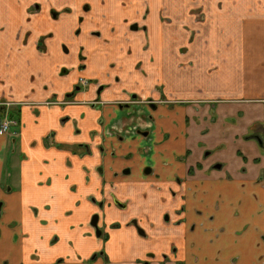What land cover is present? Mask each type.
<instances>
[{
    "label": "crops",
    "instance_id": "0c3cea01",
    "mask_svg": "<svg viewBox=\"0 0 264 264\" xmlns=\"http://www.w3.org/2000/svg\"><path fill=\"white\" fill-rule=\"evenodd\" d=\"M101 1L0 0V101L10 98L18 103L12 107V116L21 123L15 140L0 132V215L5 217L0 228L7 227L9 233L0 237V243H12L16 264H135L150 250L159 259L162 252L168 253V264H199L201 259L202 264H261L239 253L226 258L227 254L214 250L213 255L212 249L227 235L233 246L247 239L264 255V240H258L264 234V0H194L207 13L202 26L208 24V36L192 40L201 54L191 69L180 66L178 52L165 55L164 45L157 52L152 48L149 55L140 54L141 35L130 33L123 17L117 22L113 5V14L98 15ZM118 2L126 9L124 0ZM190 3L135 0L134 7L140 13L156 7L157 14L164 8L175 19L182 14L173 13H184ZM224 17L225 23H220ZM220 24H225L226 32ZM163 32L169 36L170 47L187 43L184 37H173L181 32L177 26L172 29L171 23L167 28L158 22V35ZM44 35L48 36L40 43ZM138 35L139 40L132 42ZM203 46L211 49L209 55H204ZM130 47L134 54L127 55ZM138 59L147 60L141 69ZM110 62L119 66L108 68ZM80 77L94 79V83L76 88ZM112 77L115 83L98 95V86ZM136 81L141 82L139 87ZM160 84L170 100L190 102L161 104L149 120L129 118L138 106L119 108L122 89L143 93L146 87V94L158 98L154 89ZM71 92L73 103L65 104ZM96 98L104 104L94 108L91 101ZM1 110L0 105V116ZM144 112L149 114L147 109ZM138 122L152 126L144 163L152 164L153 173L116 177L104 165L115 158L103 156L99 149L104 129L114 123ZM251 134L262 143L247 138ZM113 138L107 136L110 143ZM76 144H90L92 154H82L84 148L76 149ZM217 163L221 167L213 168ZM191 165L195 166L192 175ZM169 186H212L220 192L234 188L228 210L240 211L238 223L220 232L219 240L214 233L205 236L186 225L155 231L145 217L154 215L159 222L161 197L167 199L174 218L190 215L193 206L190 203L185 213L178 214L183 192L172 194ZM240 188L245 190L240 192ZM108 192L127 203L129 210L108 204L102 223L109 239L104 242L94 235L90 218L99 210L96 200ZM220 197L225 195L216 194ZM226 203L221 201L223 208ZM132 216L145 224L152 242L126 224ZM117 221L120 227L110 228ZM245 225L248 230L238 233ZM173 245L177 251L172 253ZM6 258L1 255L0 264Z\"/></svg>",
    "mask_w": 264,
    "mask_h": 264
},
{
    "label": "flooded vegetation",
    "instance_id": "af4514ba",
    "mask_svg": "<svg viewBox=\"0 0 264 264\" xmlns=\"http://www.w3.org/2000/svg\"><path fill=\"white\" fill-rule=\"evenodd\" d=\"M134 6V4H132ZM131 6V5H130ZM136 8V7H135ZM138 10V8L136 9ZM52 14L58 15V12L54 9H52ZM144 14V15H143ZM140 15H143V18L140 21L146 20L147 17V8L145 11L140 13ZM138 19L133 21V24L130 25V28L128 31L130 33H137L136 30H133L132 27H135L136 22H140ZM146 22V21H145ZM148 27V25H145ZM143 28V29H142ZM142 30H145V27H142ZM113 30V29H112ZM128 32V33H129ZM94 33L101 34L99 30H95ZM146 33H144L145 35ZM141 35V33H140ZM48 35L42 36L43 42ZM145 37V36H144ZM142 38V36H141ZM137 37L133 38L132 42H136ZM134 44V43H133ZM41 48H43L41 46ZM180 52V51H178ZM134 54L132 47H130L129 51L127 52V55ZM83 58V55L80 54V59ZM84 60V59H82ZM111 67H114V63L110 62ZM147 76V74H146ZM119 77V76H118ZM119 81L120 79H118ZM90 83H94V79H88L86 77H80L79 79V85H76V88L80 87H89ZM96 83V82H95ZM136 85L139 87L141 82L136 81ZM142 83H145L142 81ZM108 83H102L98 86V95L103 92L107 88ZM159 86V85H158ZM144 87L143 93H140L139 90H130L127 88L122 89V93L124 96V99L119 100V108L122 109H128L130 106H138V108L133 109L130 112L129 118H132L133 120H149V118L154 119L152 115V109H158L160 108L161 104H169L170 101L172 103H178V104H188L190 101L188 100H170V98L166 97L165 91L162 90V93L157 89H154L158 91L159 97L155 98L152 94H146ZM157 88V86H156ZM73 92L69 93V95L64 100L65 104H71L73 101H70V96H72ZM57 101H53V103H56ZM171 103V104H172ZM104 101H102L100 98H96L93 101H91V105L95 108L99 105H103ZM149 111V114H146L144 112L145 110ZM151 112V113H150ZM149 116V117H148ZM102 123V120L99 122ZM152 133V126L142 124L140 122L134 124H119L114 123L113 125L109 126L108 128L104 129V136L102 143L99 145L100 152L108 157V154L110 157H114L115 159H111L110 161H105L104 165L107 164V167L112 170L113 175L116 177H139L140 175L144 176H150L153 173L154 167L152 164L144 163L140 171L138 173L135 172L134 168L132 167L130 160L134 157H141L144 158L146 161V154L150 151V138ZM108 137H114L113 140H116L115 146L108 141ZM129 137V138H126ZM247 138H256L257 140L262 143V140L258 135L251 134L248 135ZM130 140V141H127ZM143 142V143H142ZM135 144V147H134ZM154 144V141H153ZM77 147H83L84 150H82V154H92V150L90 148V144H76ZM126 147H129L131 149L127 150ZM135 148V149H134ZM119 149V154H117L116 150ZM124 149V150H123ZM110 150L113 151L112 154H110ZM108 152V153H107ZM209 150L206 151V154H209ZM106 157V158H107ZM104 159V158H103ZM107 160V159H106ZM128 165V166H126ZM201 163H198L196 167H200ZM213 168H220L221 164L217 163L216 165H212ZM127 167V168H126ZM105 168V167H104ZM100 169L102 167L100 166ZM145 169V172H142ZM195 166L189 167V174L192 175L194 173ZM135 172L136 174H133ZM123 181H118L117 183H120ZM177 182H180L182 185L183 181L179 179ZM110 186L114 187L115 184L110 182ZM169 190H171L172 194H177L180 192H183V199L184 203L181 205L180 209L177 210L178 214H182L183 212H186V208L190 203H193V206L189 210L190 215H178V218H174L173 215H171L170 210L168 209L167 199L165 197H161L160 201L162 202L161 208L158 212V215H156L157 219H159V222H156L154 220V215H147L145 218L147 219V225L151 228H153L155 231H161L165 229L167 226H173L177 230L180 229L181 226L186 225L191 230H201V232L206 236L207 234L214 233L215 238L217 237V240H219L220 232L223 233V231L226 230V227L234 226L238 223V220H236V217H240V211L238 209H235L231 212V210H228V204H231L229 199L230 195L234 194L235 189L234 188H224L222 189V192L218 191V189H215V187L207 186L203 189H194L191 187L180 189H173L171 186L168 187ZM159 191H162V187H158ZM243 190L240 188V192H243ZM219 195H225V199L220 197V199L216 198V194ZM224 200L227 203L225 206L226 208L222 207L221 201ZM108 204H114L117 206L119 210L127 212L129 210L127 203L122 202L121 200L113 197L112 194L109 192L106 193V196L101 200H96V205L98 207V211L94 212L90 218V226L93 229V233L96 237L102 238L104 242H107L109 239L108 231L106 230L107 227L105 224H103V217L104 215H107L108 207L111 205ZM153 212H155L153 210ZM2 218V215H0V220ZM218 222L220 223V226L218 227ZM127 225L133 226L138 233V235L144 239L145 241L152 242L154 239L150 235V232L145 228V224L143 225L140 218L137 216H132L130 219L126 222ZM120 222H114L111 223L110 228H116L120 227ZM10 228L14 226L12 223L9 225ZM10 230V229H9ZM248 230V225H245L243 229L239 230L238 233L243 234ZM4 235H9L6 228H0V237H3ZM213 242H214V238ZM262 239L264 240V234H260L258 240L262 242ZM221 240V239H220ZM227 243L228 240H225ZM222 242V241H221ZM225 245L224 243H222ZM226 246V245H225ZM227 247V246H226ZM240 250L242 251L241 257L252 259L254 262L255 260H258L261 264L264 263L263 258V252L253 247L247 239L245 240V243H243L240 247ZM177 251V246H172V253ZM16 249L12 246V243H0V256L5 255L7 258L1 261V264H16L14 261L15 255H16ZM103 251L96 252L93 255V258L99 256L102 254ZM107 256V255H106ZM156 259L158 261H156ZM170 261V255L168 253L162 252V256L159 259L158 254L154 251H147L146 255L143 259H139L137 263L135 264H168ZM17 264H25L24 262H19Z\"/></svg>",
    "mask_w": 264,
    "mask_h": 264
},
{
    "label": "rangeland",
    "instance_id": "374dc122",
    "mask_svg": "<svg viewBox=\"0 0 264 264\" xmlns=\"http://www.w3.org/2000/svg\"><path fill=\"white\" fill-rule=\"evenodd\" d=\"M104 1H107L106 4H104ZM135 3V0H124V5H126V9L122 8V4H119L118 0H102L100 3V9L98 11V15L100 13H111L113 14L110 9L111 6L113 5L115 12L117 13L118 17H117V22L120 24V18L125 19L123 20L126 24V28L129 29L130 25L133 24V20L129 19V17H133L135 20H141L143 18V15H140V11L136 10V8L132 5ZM191 7L186 10L184 13L182 12H178V13H173V14H182L180 17H177L174 19V16L170 15L169 13H167V9L161 8V10L159 11V14H157L156 12V7H151V9L149 10V8H147V17L146 20L144 21H140V22H136V26L132 27L133 30H136L135 32H137V34L141 33L142 36V40L143 43L140 46V54L142 53L143 55H149L150 51H152V48L154 49L155 52H157V50L159 49V45L160 47H163V45L165 46V55H170L171 52H178L182 57L181 60L178 62L179 64L181 63V67L186 68V69H191V67L195 66V60L196 58H198V56L201 54L199 53V48H197V46H195V44H192V40L196 37L199 36L200 37H207V25L206 27L202 26L203 23H205V21L207 22V18H206V11H204V7L202 5L196 4V2L194 0H191ZM131 5V6H130ZM135 5V4H134ZM167 5V4H166ZM127 6H129L127 8ZM145 11V10H144ZM172 14V13H171ZM157 15V18H156ZM177 15V16H178ZM222 16V15H221ZM103 17L102 15L100 16V18ZM93 19V17H92ZM146 21V22H145ZM161 23L162 25L165 24V26L168 28V26L172 25V29L174 26H177L180 29V35H176L174 34V36H176L175 38L181 36L182 38L184 37L185 40L187 39V43L185 44H181L178 47H175L173 45H169V41L168 38L169 36H166L165 33L163 32L162 34L158 35L157 30H158V22ZM123 22V23H124ZM225 23V17L222 18L220 20V23ZM96 24H99V22L97 21ZM145 25H148L145 26ZM220 26L223 28L222 31L226 32V26L225 24H220ZM145 27V30H142ZM142 28V29H141ZM210 29V28H209ZM221 31V29H220ZM144 33L145 37H144ZM168 34V33H167ZM173 34V33H172ZM171 34V35H172ZM224 33H222L223 35ZM123 36V33H122ZM140 35H138L137 39L139 40ZM119 39V38H117ZM131 41H133V39H131ZM167 42V44H166ZM132 45V44H130ZM169 45V46H168ZM129 50V48L127 49V51ZM202 51H204V55H209L211 52V49L208 48V51L205 49V47L203 46ZM138 54V53H137ZM186 55V56H184ZM188 57H190V59L186 60ZM145 62H147L146 59H138L137 61V66L139 67V69L142 68V65L145 64ZM114 63V62H112ZM119 66L117 63H114V66ZM179 66V68H180ZM108 68H112L111 64H109ZM144 70V69H143ZM146 74V73H145ZM118 77V76H116ZM115 77V78H116ZM168 79V76H166ZM115 78L112 77V79L110 81H108V85L107 88L111 87L113 84L115 83ZM118 79H120L118 77ZM128 84V81H126ZM159 83V82H158ZM157 86V85H156ZM155 89L159 90L160 93H162L163 90V86L162 84H160L159 86H157ZM153 111L152 113L155 114L156 112H158V109H154L151 108ZM117 141L113 140L112 144L115 146V143ZM116 147V146H115ZM124 150V149H123ZM119 149L116 150L117 154H119ZM113 151L110 150V154H112ZM144 158L142 159L141 157H134L130 160L129 163H131L132 167L134 168L135 172L138 173L140 171L141 166L144 164ZM128 166V165H126ZM127 168V167H126ZM105 171L107 172V174H111L110 171H108L107 169H105ZM135 172H133V174H136ZM145 172V169L142 171ZM4 219L5 217L2 216L0 223L4 224ZM227 234V233H226ZM227 239V235L223 236L221 241L219 244H214V248L212 249V254L214 255V250L217 251V254H221V255H226V258H230L233 257L236 253L239 255L242 254V251L239 250V247L242 245L241 243H239L237 246H233L231 243H227L225 240ZM222 243H224L226 246H228L229 248H225L223 247ZM211 252V250H210ZM209 252V253H210ZM208 253V254H209ZM207 255V254H206ZM210 258V256H208ZM204 262V260L201 259V262L199 264H202Z\"/></svg>",
    "mask_w": 264,
    "mask_h": 264
},
{
    "label": "built area",
    "instance_id": "2783aa9c",
    "mask_svg": "<svg viewBox=\"0 0 264 264\" xmlns=\"http://www.w3.org/2000/svg\"><path fill=\"white\" fill-rule=\"evenodd\" d=\"M16 104L18 103L10 98L0 101V105L3 107L0 117V132L9 138H16L21 126V123L11 115V109Z\"/></svg>",
    "mask_w": 264,
    "mask_h": 264
}]
</instances>
